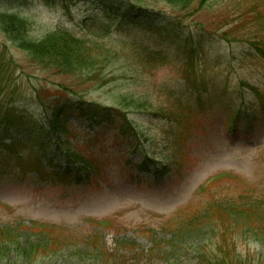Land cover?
Wrapping results in <instances>:
<instances>
[{"label":"rangeland","instance_id":"obj_1","mask_svg":"<svg viewBox=\"0 0 264 264\" xmlns=\"http://www.w3.org/2000/svg\"><path fill=\"white\" fill-rule=\"evenodd\" d=\"M193 8L175 9L163 0H0L1 138V128L7 127V138L19 141L16 154L50 161L59 147L85 159L74 167L86 168L75 178L59 180L56 174L65 167L60 159L52 163L56 166L49 178L37 180L23 175L0 150V228L21 220L27 228L60 226L82 239L97 234L112 264H198L189 251L167 256L154 250L153 241L166 242L161 233L170 226L163 227L181 215L185 222L215 197L232 196L223 185L213 190L214 198L197 196L218 175L264 189V63L251 47L258 44L257 36L264 37V1L209 0L198 13ZM2 18L18 20L23 30L4 31ZM18 21L12 24L19 26ZM58 28L112 46L138 42L168 61L143 69L132 62L133 48L126 47L113 51L95 80L62 74L41 66L22 48ZM224 33L237 42L222 43ZM190 48L197 53L198 78L210 87L229 85L217 94L210 88L202 96L209 110L194 108L196 121L179 124L196 100L180 74ZM243 83L256 88L261 99L242 89ZM132 100L142 103L139 111L118 107ZM58 109H65L67 133L55 134L59 142L48 145L46 121ZM116 113L124 114L134 129L122 133L123 121ZM171 115L172 124L162 119ZM145 157L155 159L157 168L138 170ZM23 164L40 173L34 164ZM227 186L234 187V181ZM94 222L103 225L97 228ZM130 242L138 249H123L116 257L120 244ZM87 247L80 240L39 263L98 264V255H88ZM238 251L249 253L252 264H264V251L255 243L240 240Z\"/></svg>","mask_w":264,"mask_h":264},{"label":"trees","instance_id":"obj_2","mask_svg":"<svg viewBox=\"0 0 264 264\" xmlns=\"http://www.w3.org/2000/svg\"><path fill=\"white\" fill-rule=\"evenodd\" d=\"M175 9L185 10L190 6L195 5L194 13L204 8L209 0H163ZM263 2L264 0H260ZM254 12V11H251ZM194 16V14H190ZM9 19H18L15 17H7ZM256 17V16H254ZM1 19L4 31L15 32L23 30V24L18 20ZM258 18V17H257ZM142 19L147 20L146 26L152 29L150 21L146 17ZM13 21H18L19 26H14ZM261 21V20H260ZM264 23V19H262ZM229 24L216 27V30L225 29ZM108 32V30H106ZM109 37V32L105 34V39ZM230 35L224 33L221 37L223 42L234 44L237 42L235 39L229 40ZM232 38V36H231ZM259 42L263 44H251V46L264 58V37L257 36ZM232 42V43H231ZM29 44V43H27ZM126 47L133 48L131 51L134 53L139 52L140 56L135 57L133 52L134 62L140 68H147L150 66L160 65L165 63L167 57L160 53L155 52L146 47L144 44L134 43L119 44V46L108 45L105 42H98L95 40L86 39L83 37H76L66 29L58 28L54 31L47 33L43 38L37 41H31L30 45L22 48L25 49L30 56L40 64L48 69H53L62 74H84L90 78L93 76L100 77L101 70L106 68V60L110 55H114V50L121 51ZM129 49V48H128ZM126 48V51L128 50ZM186 59L183 65L184 71H181L182 79L189 85L196 84L198 77L196 76L195 56L197 53L193 48H190L189 55L186 52ZM111 57V56H110ZM168 63V62H167ZM190 76V78H188ZM93 80H95L93 78ZM199 83V82H198ZM66 88V87H65ZM8 89V87L6 88ZM5 94V91H4ZM0 95L1 96H4ZM139 100H132L130 105L125 103H118V107L124 109L139 111L141 108ZM116 110L119 111L118 108ZM98 112V111H97ZM132 112V113H135ZM118 114V113H116ZM127 114V113H126ZM65 109H58L51 118L46 121L48 145L50 143H58L59 140L55 134H66L67 131L63 126L65 119ZM123 121L121 123V132L128 129H134L132 123L127 119L124 114H118ZM127 116H129L127 114ZM182 119L179 124H187L189 118ZM164 116L162 117V119ZM175 120V117L171 115ZM169 120V119H168ZM48 122V123H47ZM2 129L1 142L5 141L8 137V128ZM43 134L44 131H43ZM52 139V142L50 140ZM2 140V141H1ZM9 144L4 145L5 149L16 148L19 141L8 138ZM183 141V140H182ZM181 141V143H182ZM59 145L57 144V147ZM2 147V146H1ZM58 157L66 158L67 164L72 165L78 160L73 154L62 153V149L58 147L56 150ZM80 160V158H79ZM151 160L143 161L141 166L142 170L147 169L148 162ZM81 162V160H80ZM79 162V164H80ZM82 162H85L82 159ZM153 163V162H152ZM36 165L41 167L38 161ZM69 170L71 169L68 167ZM83 170H86L83 169ZM73 171V170H72ZM71 171V172H72ZM230 178L217 177L212 180L206 188L201 189L200 193H208V198H214L216 193L213 192L215 188H220V184L224 185L231 181ZM233 181V180H232ZM226 192H232V196H219L211 200L208 205L202 210H197L184 222L181 216L174 218L173 221L167 223L170 229L161 233L166 242L170 245L165 247L163 240L159 239L153 241L155 251L163 253L168 256L174 250L191 252L198 258V264H252L249 253L243 255L238 251L240 240L255 243L264 251V189H251L248 185H235L234 187L226 186ZM223 193L222 191L218 194ZM230 199H232L230 201ZM192 212L188 210L187 214ZM31 226H34L33 223ZM97 228L99 226L95 225ZM106 227V226H104ZM163 228L161 230H163ZM70 238H66V237ZM92 239H82L74 233L66 231L64 228H58L46 225H37L27 228L21 220L16 221L12 225H5L0 228V264H42L40 260H44L52 255H56L62 251L66 246L77 243L80 240L85 241L87 247V254L90 256L98 255V264H112L110 256L107 255L102 243L100 242V235L95 234ZM168 237V239H166ZM99 239V241H98ZM161 245V247H160ZM120 249L116 250V257L123 249L129 252H135L138 246L133 242L126 243L125 246L120 244ZM160 247V248H159ZM165 248V249H164ZM114 260L116 258H113ZM261 260L259 264H261Z\"/></svg>","mask_w":264,"mask_h":264}]
</instances>
